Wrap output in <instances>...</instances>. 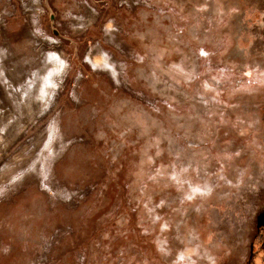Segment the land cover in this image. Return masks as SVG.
<instances>
[{
    "label": "rangeland",
    "instance_id": "1",
    "mask_svg": "<svg viewBox=\"0 0 264 264\" xmlns=\"http://www.w3.org/2000/svg\"><path fill=\"white\" fill-rule=\"evenodd\" d=\"M0 264H264V0H0Z\"/></svg>",
    "mask_w": 264,
    "mask_h": 264
}]
</instances>
